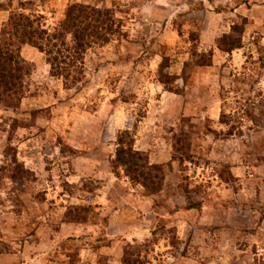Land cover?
Listing matches in <instances>:
<instances>
[{
	"label": "rangeland",
	"instance_id": "obj_1",
	"mask_svg": "<svg viewBox=\"0 0 264 264\" xmlns=\"http://www.w3.org/2000/svg\"><path fill=\"white\" fill-rule=\"evenodd\" d=\"M76 3L122 31L72 90L22 48L26 94L0 105V264H122L132 247L145 264H264V0H0V45L13 13L52 30ZM237 24L241 48L221 52ZM192 35L214 57L185 81ZM127 130L160 193L112 169Z\"/></svg>",
	"mask_w": 264,
	"mask_h": 264
},
{
	"label": "trees",
	"instance_id": "obj_2",
	"mask_svg": "<svg viewBox=\"0 0 264 264\" xmlns=\"http://www.w3.org/2000/svg\"><path fill=\"white\" fill-rule=\"evenodd\" d=\"M122 27L115 16L85 4H72L59 24L52 30L44 28L39 21L23 13H13L6 26L5 39L0 45V105L16 108L26 94L30 71L22 59L23 47H32L46 58L51 76L62 80L68 90L79 88L85 79L87 54L111 44L121 34ZM245 26L234 25L229 34L218 40V49L232 53L241 48ZM197 36L192 35L195 59L187 65L184 80L191 77L195 67L212 66L214 52L202 54L197 47ZM162 83L171 86L170 76L161 69ZM170 93L176 92L169 88ZM135 135L121 132L117 150L111 163L115 172L123 171L133 183L141 185L151 194H158L164 185L163 168L150 162L148 155L135 148ZM22 169L21 166L18 167ZM139 248L128 249L122 264H145Z\"/></svg>",
	"mask_w": 264,
	"mask_h": 264
}]
</instances>
